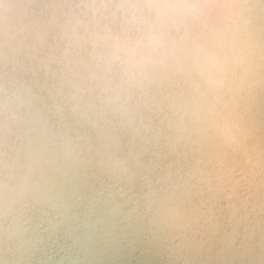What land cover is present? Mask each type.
<instances>
[{
	"label": "clouds",
	"instance_id": "clouds-1",
	"mask_svg": "<svg viewBox=\"0 0 264 264\" xmlns=\"http://www.w3.org/2000/svg\"><path fill=\"white\" fill-rule=\"evenodd\" d=\"M264 264V0H0V264Z\"/></svg>",
	"mask_w": 264,
	"mask_h": 264
},
{
	"label": "bare ground",
	"instance_id": "bare-ground-1",
	"mask_svg": "<svg viewBox=\"0 0 264 264\" xmlns=\"http://www.w3.org/2000/svg\"><path fill=\"white\" fill-rule=\"evenodd\" d=\"M92 264H171V262L150 243L129 236L99 252Z\"/></svg>",
	"mask_w": 264,
	"mask_h": 264
}]
</instances>
